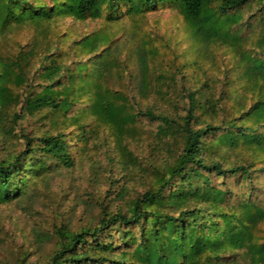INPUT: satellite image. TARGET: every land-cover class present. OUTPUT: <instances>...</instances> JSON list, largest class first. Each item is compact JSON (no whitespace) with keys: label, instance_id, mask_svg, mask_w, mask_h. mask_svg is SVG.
I'll use <instances>...</instances> for the list:
<instances>
[{"label":"trees","instance_id":"obj_1","mask_svg":"<svg viewBox=\"0 0 264 264\" xmlns=\"http://www.w3.org/2000/svg\"><path fill=\"white\" fill-rule=\"evenodd\" d=\"M253 1L0 0V37L33 24L37 34L46 38L38 37L32 48L14 55L0 54V126L4 118V123L7 118L17 122L40 114L52 119L54 129L61 121L85 138L91 117L109 126L121 141L136 131L134 123L144 117L159 122L162 146L176 154L174 160L153 171L155 183L138 192L126 211L110 210L100 202L94 226L73 230L55 225L56 247L47 260L23 257L17 264H264V239L258 236L264 203L252 193L242 194L233 203L235 192L225 182L234 176L251 186L258 174H264V41L262 52H252L244 48L243 36L234 28L242 22L239 11ZM258 1L263 22L264 0ZM121 4L135 16L158 4H176L197 40L191 48L220 43L239 51L243 89L233 97L222 91L217 95L207 81L202 82L185 89L184 113L172 115L139 103L136 107L127 95L109 85L117 58L107 30L73 41L75 51L88 56L74 61V68L65 61L63 50L52 48L44 23L59 17L100 18L105 7L114 17ZM201 48L198 53L204 56L207 49ZM34 60L39 62L36 70L46 79L39 90L30 83ZM140 60L138 88L148 97L151 78L145 51ZM229 97L234 99L231 109L225 104ZM18 103L20 110L10 113L9 106ZM67 134L59 127L34 136L23 132L22 149L7 157L0 154V205L20 199L35 178L75 166ZM121 149L130 156L125 144ZM239 149L247 156L238 155L239 161L231 165L219 155L222 150ZM214 177L221 178L222 184H216Z\"/></svg>","mask_w":264,"mask_h":264},{"label":"rangeland","instance_id":"obj_2","mask_svg":"<svg viewBox=\"0 0 264 264\" xmlns=\"http://www.w3.org/2000/svg\"><path fill=\"white\" fill-rule=\"evenodd\" d=\"M258 7L259 1L255 0L242 8L239 11L242 22L234 27L243 36L244 48L257 53L262 52L261 41H264V21L260 20ZM110 11L105 7L102 17L86 20L59 17L44 23L43 27L48 31L52 48L58 46L63 50L65 61L73 68L78 58L88 57L79 50L75 51L73 41L107 30L117 58L109 85L127 95L136 107L141 104L172 115L183 114L186 88H196L207 81L211 92L218 95L222 91L231 97L243 89L239 78L242 71L239 51L220 43L191 48L196 46L197 40L192 37L176 4H158L154 10L137 16L129 15L122 4L114 17L109 16ZM37 33L33 24L13 28L6 37H0V54L14 55L20 49L32 48L38 37L39 40L46 39ZM46 42L38 41L43 45ZM201 47L207 49L204 56L198 53ZM144 51L151 78L148 97L143 96L138 88L142 73L140 59ZM33 62L30 83L39 90L46 79L40 75L41 71L36 70L39 62ZM159 89L167 93L162 95ZM231 97L225 101L228 109L234 104ZM20 106L21 103L9 106V112L19 111ZM75 111L76 108L72 113ZM4 120L0 126L2 156H11L22 149L25 140L21 133L34 136L47 130L54 132L59 127L68 133L75 166L58 168L35 178L20 199L0 205V264H17L23 257L30 261H46L56 247L55 225L64 224L73 230L94 226L99 217L100 202L110 210L126 211L138 192L155 183L153 171L176 157L162 146L157 135L159 122L144 117L134 123L136 131L125 135L121 141L112 134L109 126L91 117L85 138L78 135L74 126L61 121L54 129L52 119L40 117V114L27 115L17 122L7 118L4 123ZM8 127L12 128L6 133ZM124 144L131 152L130 156L123 155L121 146ZM221 154L226 165L239 161L238 155L247 156L244 149L222 150ZM213 179L216 184H222L221 178ZM225 182L235 192L233 203L244 193H252L264 203V174L257 175L251 185L254 186L252 191L249 183H239L237 177H228ZM258 236L264 239V223L258 229ZM245 256L240 258L241 262Z\"/></svg>","mask_w":264,"mask_h":264}]
</instances>
